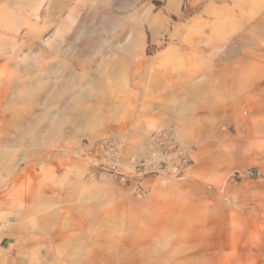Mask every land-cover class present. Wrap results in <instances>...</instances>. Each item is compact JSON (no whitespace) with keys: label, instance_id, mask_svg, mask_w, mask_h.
Masks as SVG:
<instances>
[{"label":"rangeland","instance_id":"1","mask_svg":"<svg viewBox=\"0 0 264 264\" xmlns=\"http://www.w3.org/2000/svg\"><path fill=\"white\" fill-rule=\"evenodd\" d=\"M0 264H264V0H0Z\"/></svg>","mask_w":264,"mask_h":264},{"label":"built area","instance_id":"2","mask_svg":"<svg viewBox=\"0 0 264 264\" xmlns=\"http://www.w3.org/2000/svg\"><path fill=\"white\" fill-rule=\"evenodd\" d=\"M111 149L109 142L101 146ZM189 158L187 150L177 143L175 131L172 126L162 127L152 133L149 139V152L135 163L136 189L139 195L146 193L144 177L160 175L166 178L181 177L188 168ZM122 181L127 177L123 175Z\"/></svg>","mask_w":264,"mask_h":264},{"label":"bare ground","instance_id":"3","mask_svg":"<svg viewBox=\"0 0 264 264\" xmlns=\"http://www.w3.org/2000/svg\"><path fill=\"white\" fill-rule=\"evenodd\" d=\"M112 1V0H111ZM123 1V0H122ZM132 1V0H131ZM122 3V2H121ZM127 3H128V5L130 4V0H127ZM125 4V3H124ZM124 6V5H123ZM125 7H127V5H125ZM96 8V7H95ZM100 8V7H99ZM149 10V9H148ZM152 11V10H151ZM231 11V10H230ZM241 11V10H240ZM144 13V12H143ZM150 13V12H149ZM152 13V12H151ZM146 14V13H145ZM144 14V15H145ZM155 14V13H154ZM73 15V14H72ZM109 15V14H108ZM234 16V15H233ZM146 17V16H145ZM154 17V16H153ZM72 18V17H71ZM111 18V20H113V17L111 16L110 17ZM156 18V17H155ZM108 20V19H107ZM116 20V19H115ZM119 21V20H118ZM141 21V20H140ZM114 22V21H113ZM118 23V22H117ZM139 23V22H138ZM108 24V23H107ZM109 25V24H108ZM130 25V24H129ZM68 26V25H67ZM148 26V25H147ZM70 27V26H69ZM131 27V26H130ZM113 29V28H112ZM147 30V29H146ZM83 35V34H82ZM212 35V34H211ZM80 37V36H79ZM74 38V37H73ZM80 39H81V37H80ZM95 40V39H94ZM96 41V40H95ZM122 41H123V39H122ZM128 43H129V48L132 50L131 52H130V58H132L133 57V55H134V49L136 50V46L140 43V42H143V36H142V30H140V29H138V28H136L135 27V25H133V29H132V31H131V37L128 39ZM118 43H120V42H118ZM127 43V42H126ZM62 44V43H61ZM115 44V43H114ZM63 45V44H62ZM120 45V44H119ZM115 46V45H114ZM126 47H127V44L125 45ZM124 46V47H125ZM62 47V46H61ZM142 48V47H141ZM144 48V47H143ZM62 49V48H61ZM112 49V48H111ZM80 51V50H79ZM140 51V50H139ZM60 53V52H59ZM144 53V52H143ZM71 54V53H70ZM115 54V53H114ZM146 53H144V55H145ZM124 55V54H123ZM125 56V55H124ZM127 57V56H126ZM129 57V56H128ZM142 57V56H141ZM106 58V57H105ZM121 61L123 60V59H120ZM58 65V64H57ZM62 65V64H61ZM144 65H149V61H148V59H146V58H144V57H142V59H141V61L138 63V64H135V66H134V69H133V71L135 72V73H137L138 71H140L141 72V67H143ZM113 72H114V74L116 73V74H118L119 72H120V67H119V63L118 62H114L113 63ZM50 67V66H49ZM62 68V67H61ZM63 70V69H62ZM60 77V76H59ZM54 78V77H53ZM90 80V79H89ZM88 80V81H89ZM70 79H65V78H63V80H62V84H61V86L60 87H58L57 89H56V91L54 92V94L52 95L53 97H52V100H57V99H59V98H61V97H63L69 90H70V87L72 86V83H71V85H70ZM75 82V81H74ZM79 84V83H78ZM52 85H54V84H52ZM78 86V85H77ZM85 87H87V86H85ZM84 88V87H83ZM49 90V89H48ZM47 90V91H48ZM89 94V93H88ZM45 95V94H44ZM78 95V94H77ZM77 95H76V97H77ZM86 95H87V93H86ZM66 96V95H65ZM45 98V97H44ZM65 98V97H64ZM111 99V103H112V107H115V111H117V110H119V108H122V105H123V101L122 100H124V99H120V98H118L117 96H115V97H113L114 98V100H112V97H110ZM67 99H69V98H67ZM32 101V100H31ZM68 102V101H67ZM120 102V103H119ZM41 103V102H40ZM37 105V104H36ZM14 106V105H13ZM41 106V105H40ZM75 106H76V104H75ZM90 107V106H89ZM77 108V107H76ZM60 109H61V107H60ZM84 109V108H83ZM85 110V109H84ZM91 110V109H90ZM81 111V110H80ZM94 112V111H93ZM90 114V113H89ZM93 114V113H92ZM85 115V114H84ZM88 115V114H87ZM20 118V117H19ZM50 118V117H49ZM56 118V117H55ZM55 118H53V119H55ZM51 119V118H50ZM19 120V119H18ZM19 122V121H18ZM21 124H22V122H21ZM54 125V124H53ZM7 161V160H6ZM15 164V163H14Z\"/></svg>","mask_w":264,"mask_h":264},{"label":"crops","instance_id":"4","mask_svg":"<svg viewBox=\"0 0 264 264\" xmlns=\"http://www.w3.org/2000/svg\"><path fill=\"white\" fill-rule=\"evenodd\" d=\"M31 168V167H30ZM32 170V168L29 170V168H28V176H29V174H31V171Z\"/></svg>","mask_w":264,"mask_h":264}]
</instances>
